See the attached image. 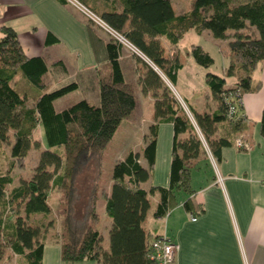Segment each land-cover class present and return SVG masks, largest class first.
I'll return each instance as SVG.
<instances>
[{"label":"trees","instance_id":"1","mask_svg":"<svg viewBox=\"0 0 264 264\" xmlns=\"http://www.w3.org/2000/svg\"><path fill=\"white\" fill-rule=\"evenodd\" d=\"M80 1L146 56L145 59L131 53L143 68L138 83L143 93L152 94L154 99L155 121L149 127L142 153L147 165L139 160L141 154L134 151L116 161L112 189L101 191L106 214L111 218L109 246L103 249L101 232L94 227L100 219L97 192L91 193L81 214L83 219H78L77 182L86 164L92 157L101 156L118 127L137 107L135 86L126 79L120 62L127 47L106 34L110 70L103 73L101 68L89 73L93 84L99 87V105L81 99L56 110L57 98L78 90L85 75L68 79L71 71L62 60L49 62L46 57L27 56L19 34L4 26V36L0 38V147L7 144L10 150L3 154L8 167L0 163V261L11 262L15 254L29 264H42L45 236L54 220L41 223L37 218L40 214L49 217L53 212L50 191L58 188L65 197L60 207L63 260L156 264L150 257L153 242L164 235L155 236L152 228L145 227L152 208L150 196L160 194L152 213L155 220L166 216L179 191L187 192L185 206L194 212L199 205L193 197L192 169L202 161L210 165L208 150L193 119L217 161L224 147L236 145V136L248 126L241 112L242 98L245 92L258 88H252L251 75L258 64L264 65V0H194L185 12L177 11L173 0ZM63 2L69 5L67 0ZM87 22L90 34L94 28L102 30L94 21ZM250 29L255 34L243 32ZM191 30L199 34L209 32L219 41L229 40L231 32L235 36L228 45L232 61L227 76H236L238 82L231 87L224 74H206V97L216 103L212 113L198 112L180 95L176 97L170 87L177 83L179 70L184 66L178 46ZM160 38L169 41L170 51ZM191 48L198 65L209 68L214 63L203 45L192 44ZM232 107L234 114L230 113ZM262 112L260 130L264 135V109ZM161 122H170L173 127L170 186H151L147 190L142 184L149 180L156 164ZM37 129L43 132L41 138L36 136ZM42 139L46 149L41 152L32 178L14 185V171L27 167V154L34 147L40 148ZM241 140L246 146L240 149L247 151L248 141Z\"/></svg>","mask_w":264,"mask_h":264},{"label":"crops","instance_id":"2","mask_svg":"<svg viewBox=\"0 0 264 264\" xmlns=\"http://www.w3.org/2000/svg\"><path fill=\"white\" fill-rule=\"evenodd\" d=\"M4 26L12 27L19 34L20 43L27 56L46 57L49 62L62 60L71 71L68 79L84 76L85 73L89 76L91 71L101 68L106 72L110 70L107 52L109 37L95 28L93 34H90L87 19L78 9L63 0H0V38L4 36ZM160 39L166 50L170 51L169 41ZM131 56L127 49L122 51L120 62L123 63V72L128 81L138 84V87L135 84L136 94L139 91L143 95L142 87L138 83L143 68ZM224 58L225 64H228L224 67L226 69L232 61L230 51ZM179 74L180 71L177 80ZM230 79L233 82L228 86L233 87L238 80L236 76ZM251 79L252 88H258L244 93L241 112L246 116L248 126L236 136L238 139L247 140L250 148L246 151L234 144L226 146L216 165H213L207 155L210 165L202 161L192 169L191 185L195 192L194 200L199 205L197 210H187L184 202L189 195L179 191L174 205L165 217L157 220L152 217L155 236L164 235L179 245L175 264H264V135L260 130L264 109L263 63L258 64ZM207 91L208 89L200 98L199 107L191 104L188 97H185L186 104L200 113H212L216 103L207 99ZM145 94L149 96L150 102H154L152 94ZM137 110L138 106L135 111ZM154 121L153 115L143 127L142 149L146 145L149 126ZM157 138L156 164L149 180L142 184L147 190L151 186H170L174 140L170 122L160 123ZM139 160L144 166L147 165L142 154ZM218 175L224 179L222 183L217 180ZM79 193L80 191L78 195ZM61 198L59 208L65 201L63 191ZM150 198L151 205L156 208L160 194H153ZM51 216L53 212L49 217L40 214L37 220L46 223L51 221ZM194 216H197L195 221ZM59 220V223L54 220V224L47 230L42 264H96L90 259L74 263L62 259V216ZM108 225H111V220ZM20 262L29 264L22 256L15 254L11 262L4 259L0 264Z\"/></svg>","mask_w":264,"mask_h":264},{"label":"rangeland","instance_id":"3","mask_svg":"<svg viewBox=\"0 0 264 264\" xmlns=\"http://www.w3.org/2000/svg\"><path fill=\"white\" fill-rule=\"evenodd\" d=\"M176 5L177 11H189L192 7V2L194 0H173ZM80 11V10H79ZM81 12V11H80ZM83 15V13L81 12ZM86 19V17L83 15ZM104 33L107 35H112L116 37L115 33L111 30H105L103 26H99ZM244 33L255 34L254 30H245ZM235 36L233 32L230 34V39L227 41H219L211 34H199L195 30H191L186 33V36L179 44L180 49V60L184 64V67L180 69L179 78L177 83H175L174 87L170 83V87L172 91L178 97V93L182 95V98L185 101V97H188L189 102L195 107H199V101L202 95L205 94V91L208 89L206 74L207 72L213 71L218 74H224L228 85H231L233 80L227 76L225 65L224 55L230 51L229 42L234 39ZM192 44H201L204 48H206L214 59V63L210 65L209 68H206L202 65H198L191 55V46ZM127 45V44H126ZM127 50L130 53L132 51L126 46ZM105 73V70L102 71ZM129 75H127L128 77ZM85 80L81 83V87L78 90L72 91L67 95L57 98L55 102L56 110H62L64 108H68L81 99H87L94 105L100 104L99 97V87L97 84H93L90 80L91 77L85 73ZM135 82V81H134ZM136 84V82H135ZM134 84V86H135ZM19 85V84H18ZM138 87V84H136ZM177 91V92H175ZM138 95V110L132 113L128 118L124 119V125H120L118 130L114 134L111 141L104 147L101 156L97 159V157H92L91 161L86 164L83 168L82 173L80 174V178L77 182L78 191H80L78 196V211L77 215L78 219H83V214L85 211V204L88 202L90 195L94 190L97 192V213L99 215V221L94 225L95 228L99 229L102 235L101 246L103 249L107 250L109 246V226L108 222H110L111 218H109L106 214V200L101 195V191L103 189H107V191H111L112 189V181H113V170L115 167L116 161L118 159H122L128 154L131 150L138 152L140 154L143 153V149L141 148L143 145V137L142 131L143 127L148 120H151L154 115V105L153 101H149V96L146 94L141 95L139 91H137ZM151 124V123H150ZM150 127V126H149ZM150 132V128H149ZM36 136L41 138L43 136V132L41 129L36 130ZM145 138V137H144ZM147 141V139H146ZM40 148H32L27 154V167L24 169H16L12 175L14 178L13 184H19L22 180L27 181L32 178V175L35 172L37 167L39 158L41 156V152L46 149V143L41 140ZM10 145L4 144L0 147V163L2 167H8V161L6 160V156H4V152L9 153ZM219 181V180H218ZM61 192L62 189H54L50 191L51 194V205L54 209L52 219L59 223L61 209L58 207L61 202ZM155 209V205L152 206L150 212L148 213L147 220L145 222V226L147 229L152 228L153 223H151L152 217L151 213ZM60 215V216H59ZM79 220V221H81ZM60 221V220H59Z\"/></svg>","mask_w":264,"mask_h":264},{"label":"built area","instance_id":"4","mask_svg":"<svg viewBox=\"0 0 264 264\" xmlns=\"http://www.w3.org/2000/svg\"><path fill=\"white\" fill-rule=\"evenodd\" d=\"M67 2L69 3L70 6H72L73 8H76L78 10H80L83 15L86 17V19L88 20H92L94 21L97 25L99 26H103L105 28V30H111L112 32L115 33L116 38L119 41H122L125 43V45L127 44L128 47L130 48V50L132 52H134L135 54L139 55L141 58H145L146 56L144 53H142L141 51H139L133 44H131L129 41H127L123 36L119 35L116 31L112 30L110 27L107 26V24L99 18L98 15L94 14L87 6H85L80 0H67ZM126 45V46H127ZM182 99H180L181 101ZM182 104L184 105V107L186 108V111L188 113V115H191L188 106L186 104H184L182 102ZM231 114H234V109L232 107ZM192 116V115H191ZM193 119V118H192ZM193 123L196 126L197 130H198V134L201 137L204 147H206V149L208 150V155L209 158H211V161L213 163V165H216L217 160L216 158H213L210 149L207 145V142L204 138V136L201 134L198 126L196 125L194 119H193ZM236 146H238L239 148H243L246 146L245 143L242 142L241 139H238L236 141ZM219 182H223L224 179L218 175V179ZM197 220V216L193 217V221ZM153 253L150 256L151 259L156 260V264H175L176 263V256L180 250L179 245L177 244V242L175 241H171L168 237L163 236L161 239L155 240L153 242Z\"/></svg>","mask_w":264,"mask_h":264}]
</instances>
